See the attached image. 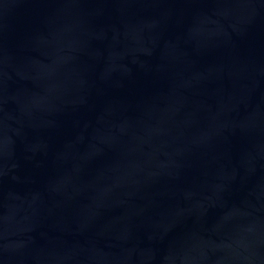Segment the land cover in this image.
Returning <instances> with one entry per match:
<instances>
[{"label":"water","instance_id":"95a60500","mask_svg":"<svg viewBox=\"0 0 264 264\" xmlns=\"http://www.w3.org/2000/svg\"><path fill=\"white\" fill-rule=\"evenodd\" d=\"M0 264H264V0H0Z\"/></svg>","mask_w":264,"mask_h":264}]
</instances>
